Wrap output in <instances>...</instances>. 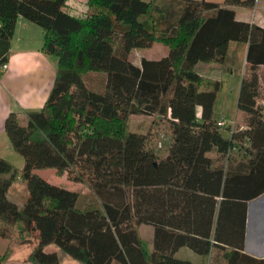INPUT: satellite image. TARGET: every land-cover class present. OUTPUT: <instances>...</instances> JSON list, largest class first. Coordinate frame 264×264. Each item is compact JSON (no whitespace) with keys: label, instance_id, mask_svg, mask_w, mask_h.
I'll return each mask as SVG.
<instances>
[{"label":"trees","instance_id":"trees-1","mask_svg":"<svg viewBox=\"0 0 264 264\" xmlns=\"http://www.w3.org/2000/svg\"><path fill=\"white\" fill-rule=\"evenodd\" d=\"M68 1L0 0V77L20 18L44 30L42 50L58 58L44 107L6 119L25 165L19 174L0 156V238L36 235L34 264L61 263L51 244L83 264H264L246 252L249 204L264 195V27L233 8L257 0H87L84 16ZM156 42L167 56L130 60ZM231 42L248 51L226 136L214 116L221 82L197 66ZM87 73L104 80L94 87ZM135 115L153 118L146 132L127 127ZM47 168L76 170L93 200L80 207L77 191L35 172ZM183 248L199 261L181 258Z\"/></svg>","mask_w":264,"mask_h":264},{"label":"rangeland","instance_id":"rangeland-1","mask_svg":"<svg viewBox=\"0 0 264 264\" xmlns=\"http://www.w3.org/2000/svg\"><path fill=\"white\" fill-rule=\"evenodd\" d=\"M214 1H223V0H214ZM238 12V19L251 21L254 23H263L264 22V0H257L254 7H240L235 6ZM88 9L87 0H69L68 1V10L71 13L84 16ZM226 56L224 55L221 60L216 62L215 66H207L204 63H201L197 66V71L213 80H219L221 82L220 90L217 94L216 105L214 108V116L217 122L219 120L225 119L228 122H233L236 120L239 115L238 112V97L241 87L242 78L246 70V57L244 54V45H238L235 42L229 43L228 47L223 49ZM169 54V48L163 43L156 42L153 46L148 48H139L135 49L130 54V60L135 65H141L143 58L150 60H159ZM261 76L263 77L264 85V68L261 71ZM87 79L90 84L94 87H98L104 80V75L101 73H87ZM262 87V86H261ZM263 89V88H262ZM262 95L264 96V90H262ZM153 121L152 117L135 115L130 118L127 123V127L133 132H146L151 126ZM227 127H221L223 133L228 136ZM166 129L163 128L160 132L159 137L165 138ZM3 154L9 163L17 169L18 173L22 172V169L25 165L24 157L17 153L13 148L9 150H4ZM95 165L98 164L96 160L92 161ZM98 167V166H97ZM37 174L47 179L49 182L64 186L65 188L70 189L71 191H77L80 194L79 205L80 207H87L89 202L93 200L94 194L89 188L88 184L84 182L75 181L73 178L76 175L75 172L69 171H59L54 168L47 169H37L35 171ZM20 193H23V186L20 184L12 193L10 198L13 200H19L17 198ZM257 201H250V226H255L257 217H256V207ZM152 227L144 225L142 227V238L144 241H152L153 231ZM252 234H250L251 236ZM28 240H24V237L16 236L15 239H3L0 238V254L4 255L7 252L10 253L9 259L3 264H34L28 262V257L34 247L38 243L36 235L26 236ZM19 238V239H18ZM252 238V237H251ZM147 243V242H146ZM47 251H57L60 255V264H83L69 254L63 252L61 248L55 244H51L46 247Z\"/></svg>","mask_w":264,"mask_h":264},{"label":"crops","instance_id":"crops-1","mask_svg":"<svg viewBox=\"0 0 264 264\" xmlns=\"http://www.w3.org/2000/svg\"><path fill=\"white\" fill-rule=\"evenodd\" d=\"M233 8L237 12L238 7ZM258 24L264 27V22ZM14 30L7 68H1L3 75L0 77L1 157H5L4 150L13 148L5 128L7 117L12 112L24 116L29 110H38L44 107L54 86L58 69V58L48 55L42 50L45 33L40 26L25 18H20ZM243 45L247 59L248 45ZM204 64L211 67L217 63ZM263 68L264 65L260 68L262 90H264L263 77L261 76ZM255 201L258 202L255 212L257 221L255 226H250L249 204L246 252L258 258H264V195L255 199ZM250 234L252 235L250 236ZM145 242L148 245L152 244V241L145 240ZM179 256L199 261V257L187 248H183L179 252Z\"/></svg>","mask_w":264,"mask_h":264},{"label":"built area","instance_id":"built-area-1","mask_svg":"<svg viewBox=\"0 0 264 264\" xmlns=\"http://www.w3.org/2000/svg\"><path fill=\"white\" fill-rule=\"evenodd\" d=\"M6 68H7V64L3 66V69H6ZM218 125H219L220 127H227V126L234 127L235 122H234V121H233V122H228V121H226L225 119H222V120H219V121H218Z\"/></svg>","mask_w":264,"mask_h":264}]
</instances>
